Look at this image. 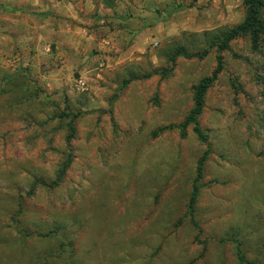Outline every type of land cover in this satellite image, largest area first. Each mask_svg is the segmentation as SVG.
<instances>
[{
    "label": "rangeland",
    "instance_id": "obj_1",
    "mask_svg": "<svg viewBox=\"0 0 264 264\" xmlns=\"http://www.w3.org/2000/svg\"><path fill=\"white\" fill-rule=\"evenodd\" d=\"M156 13L141 51L125 37L102 52L79 34L73 56L55 59L54 44L40 63L0 55V264H238V246L264 264V47L243 37L221 53L201 141L184 123L219 52L169 56L206 49L245 8L171 0Z\"/></svg>",
    "mask_w": 264,
    "mask_h": 264
},
{
    "label": "crops",
    "instance_id": "obj_2",
    "mask_svg": "<svg viewBox=\"0 0 264 264\" xmlns=\"http://www.w3.org/2000/svg\"><path fill=\"white\" fill-rule=\"evenodd\" d=\"M167 2L171 0H0V55L14 54L13 61L18 62L19 55L29 60L32 54L37 59L32 56L31 62L40 63L53 57L48 48L54 44L55 59L60 54L73 56L79 34L93 41L95 49L102 52L111 45L119 50L113 40L125 37L133 39L131 45L125 44L129 45L127 52L141 51L144 42L139 44L137 39L152 33L151 28L143 26L146 23L154 26L157 4L166 6ZM103 19L121 24L122 30L106 33L105 28H94ZM84 23L85 26L81 25ZM41 52L42 60L38 59Z\"/></svg>",
    "mask_w": 264,
    "mask_h": 264
},
{
    "label": "trees",
    "instance_id": "obj_3",
    "mask_svg": "<svg viewBox=\"0 0 264 264\" xmlns=\"http://www.w3.org/2000/svg\"><path fill=\"white\" fill-rule=\"evenodd\" d=\"M242 5L245 8V15L240 24L232 29H220L212 32L207 43L206 49L199 51H187L184 47H178L170 53L169 61H174L178 57L183 58H202L206 56L210 49L216 48L219 55L217 58V68L211 74V76L202 78L193 88V106L188 116L186 117L184 126L193 125L194 132L197 136L204 140V137L197 128V118L202 112L204 106V98L207 88L216 79L218 73L222 68V56L221 53L226 50H230V43L237 38L248 37L250 42V49L253 53H262L264 47V0H241ZM208 34V33H207ZM264 82V78H262ZM204 157H202L197 164L196 177L192 187V194L189 201V209L191 216L194 212L195 199L198 194V182L202 175V163ZM240 246L237 247V260L238 264H252L247 261L240 254Z\"/></svg>",
    "mask_w": 264,
    "mask_h": 264
},
{
    "label": "built area",
    "instance_id": "obj_4",
    "mask_svg": "<svg viewBox=\"0 0 264 264\" xmlns=\"http://www.w3.org/2000/svg\"><path fill=\"white\" fill-rule=\"evenodd\" d=\"M77 84H78L80 87H83V86H84V82H83L81 79H79V80L77 81Z\"/></svg>",
    "mask_w": 264,
    "mask_h": 264
}]
</instances>
